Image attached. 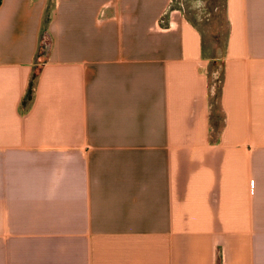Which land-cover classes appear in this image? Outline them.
Listing matches in <instances>:
<instances>
[{
	"label": "crops",
	"instance_id": "obj_1",
	"mask_svg": "<svg viewBox=\"0 0 264 264\" xmlns=\"http://www.w3.org/2000/svg\"><path fill=\"white\" fill-rule=\"evenodd\" d=\"M0 264H264V0H0Z\"/></svg>",
	"mask_w": 264,
	"mask_h": 264
},
{
	"label": "trees",
	"instance_id": "obj_2",
	"mask_svg": "<svg viewBox=\"0 0 264 264\" xmlns=\"http://www.w3.org/2000/svg\"><path fill=\"white\" fill-rule=\"evenodd\" d=\"M46 47H47V42L44 40L43 43H42V52H41V55H42V61H44V59L46 58Z\"/></svg>",
	"mask_w": 264,
	"mask_h": 264
}]
</instances>
